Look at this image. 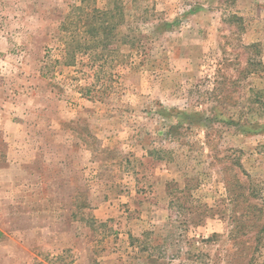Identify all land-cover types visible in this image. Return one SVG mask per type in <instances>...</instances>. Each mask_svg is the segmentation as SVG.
<instances>
[{"label": "rangeland", "instance_id": "1", "mask_svg": "<svg viewBox=\"0 0 264 264\" xmlns=\"http://www.w3.org/2000/svg\"><path fill=\"white\" fill-rule=\"evenodd\" d=\"M0 227V264H264V0H0Z\"/></svg>", "mask_w": 264, "mask_h": 264}, {"label": "trees", "instance_id": "2", "mask_svg": "<svg viewBox=\"0 0 264 264\" xmlns=\"http://www.w3.org/2000/svg\"><path fill=\"white\" fill-rule=\"evenodd\" d=\"M187 117H189V116H187ZM261 125H262V124H258V125H257V124H251V123H250V124H246V125H244L243 127L247 126V127H248L247 129H248L249 131H259V130L261 129V128H260Z\"/></svg>", "mask_w": 264, "mask_h": 264}, {"label": "crops", "instance_id": "3", "mask_svg": "<svg viewBox=\"0 0 264 264\" xmlns=\"http://www.w3.org/2000/svg\"><path fill=\"white\" fill-rule=\"evenodd\" d=\"M4 229L2 228V227H0V241L3 239V237H4ZM22 259H20V261H21Z\"/></svg>", "mask_w": 264, "mask_h": 264}]
</instances>
